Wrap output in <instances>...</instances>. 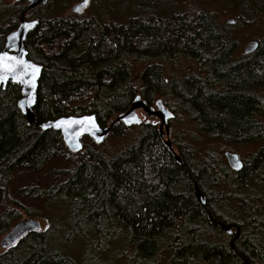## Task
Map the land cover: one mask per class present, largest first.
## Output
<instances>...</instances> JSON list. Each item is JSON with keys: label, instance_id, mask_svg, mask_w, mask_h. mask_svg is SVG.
I'll list each match as a JSON object with an SVG mask.
<instances>
[{"label": "trees", "instance_id": "obj_1", "mask_svg": "<svg viewBox=\"0 0 264 264\" xmlns=\"http://www.w3.org/2000/svg\"><path fill=\"white\" fill-rule=\"evenodd\" d=\"M79 1L29 10L17 0L0 11V53L23 14L39 22L25 42L28 60L43 68L36 123L95 115L107 127L141 96L153 108L162 100L172 120L187 115L199 130L182 134L185 147L172 141L181 163L158 124L145 122L117 154L93 142L73 154L59 132L28 126L19 86L1 89L0 235L25 217L50 223L1 254L0 264H264V0H215L234 6L233 24L194 0H91L84 14L65 13ZM236 30L259 43L254 53L237 54ZM128 132L115 125L112 137ZM217 144L259 151L237 173L209 152ZM67 157L76 163L48 171ZM21 170L56 177L26 188L40 209L8 199ZM220 221L241 228L235 250ZM72 238L87 245L81 263L68 255Z\"/></svg>", "mask_w": 264, "mask_h": 264}, {"label": "water", "instance_id": "obj_2", "mask_svg": "<svg viewBox=\"0 0 264 264\" xmlns=\"http://www.w3.org/2000/svg\"><path fill=\"white\" fill-rule=\"evenodd\" d=\"M48 0H27L29 10H34L39 6L46 5ZM91 0H81V3L72 8V14L80 15L85 12ZM25 14L22 15L20 25L17 30L11 33L7 39L3 51L0 53V89H6L9 84L17 85L21 88L22 98L18 101L17 107L27 120L28 126H36L39 130L46 132L54 130L62 135L63 142L67 149L77 154L83 150V139H90L96 145H102L115 125H123L125 127H134L141 124V120L137 115V111L141 110L148 118H156L160 122L159 134L161 139H165V145L170 152L174 154L178 162H181L180 156L175 154L173 144L171 142V129L169 122L173 114L168 110L162 101L156 103V108L153 109L137 97L132 103L130 109L121 114L110 127H103L98 123L95 115L83 117H67L56 121H50L42 124L36 123L34 107L37 101V92L39 81L42 75V67L28 60V53L25 49V42L28 35L33 32L39 25L38 21L27 22L24 19ZM234 23V21H229ZM259 44L257 42L249 43L244 53L249 55L254 53ZM57 125H60L57 127ZM227 162L230 168L235 172H240L243 169V162L238 155L226 154ZM239 167H236V164ZM195 198L196 201L206 208V197L195 184ZM227 232H232L236 229V235L233 238L231 248L235 250V243L241 238V229L239 227L231 226L226 228L220 224ZM41 223L33 218H28L20 221L15 225L2 239L0 247L2 249H10L19 244L29 233L41 231ZM233 234V233H232ZM245 264H252L245 262Z\"/></svg>", "mask_w": 264, "mask_h": 264}, {"label": "rangeland", "instance_id": "obj_3", "mask_svg": "<svg viewBox=\"0 0 264 264\" xmlns=\"http://www.w3.org/2000/svg\"><path fill=\"white\" fill-rule=\"evenodd\" d=\"M10 3H12V0H0V11L4 10V8ZM194 3L198 5L199 4L203 5L211 11L221 12L222 15L219 14V19H218V22L220 24H225L226 22H228V20H234V15L232 14L234 10V6L230 5L229 3H217L215 0H194ZM73 5L71 4L65 13L70 14L71 13L70 9L72 8ZM258 33H260V31ZM234 37H236V44L238 47L237 54L238 55L244 54L245 47L253 41V38L250 35V32L249 31L247 32L244 30H236V32H234ZM186 67L187 65L181 67L179 70H183ZM169 103L172 104L171 101H169ZM138 116L143 122L158 124V127L160 126V122L157 119H148L145 116L143 111H138ZM183 116L184 118H182V115L179 114V116H176V118L174 120H171L169 124H170V129H171V136H170L171 142L174 140L177 144H182L183 147H185L184 144L186 140L184 137H182V134L184 135V133L186 132L187 134L195 135L199 129L196 125L190 123V118L187 115H183ZM260 118H261V121L264 123V110L262 111ZM140 133L141 131L139 129V126H135V127L130 128V132H128L125 135L126 137L122 139L121 141L118 139H115L114 137H112V135H110L109 137H107V139L104 142L106 143L105 149H107V151H109L110 153L117 154L121 152L123 149H125L132 142H134L140 136ZM92 142L93 141L90 139H87V138L83 139L84 145H89ZM207 148L208 147H206V145H202L200 147V151L205 150ZM208 150L210 153L212 152L214 153L215 156L220 158V162L222 164L224 163L228 165V162L225 157L226 153L232 152L238 155L245 162L246 160L248 161L250 157H252L254 154H256L259 151V147L257 145H252L249 147H232V148L224 147L223 148V146L217 144V145H214L208 148ZM176 151L178 152L177 148H176ZM200 154H203V153H200ZM75 161H76L75 158H70V159L68 157L61 158L57 160V162H54L53 164H51L50 167L48 168V171L49 172H59L60 170L69 167L71 164L76 163ZM56 176H60V175H56ZM55 179H56L55 176H54V179L46 178L43 174L37 175L36 173L28 171V170H21L17 173L14 179V183L11 184L10 186V193H9L8 199L10 200V202L11 200L18 201L25 208L40 209L42 206V203H37L35 199L30 200V198L24 197L25 195H28L27 189L32 188L33 186L36 188L47 187L49 185H52ZM235 207L237 208V206ZM2 212L3 211H1L0 209V214H2ZM32 218L38 220L41 223L42 225L41 231H44L48 228L47 226L49 225L50 222L48 219L44 220V215L34 216ZM24 219H28V218L25 217ZM5 235L6 234L0 235V243H1V240L5 237ZM86 250H87V245L85 241L82 239H74V238H72V240L70 241V246L67 249L68 255L72 257V259L75 260V262L77 263L82 262V259L85 256ZM4 252L5 250L0 247V255L3 254ZM111 261H113L115 264H124L119 258H117V260L115 261L112 259Z\"/></svg>", "mask_w": 264, "mask_h": 264}, {"label": "bare ground", "instance_id": "obj_4", "mask_svg": "<svg viewBox=\"0 0 264 264\" xmlns=\"http://www.w3.org/2000/svg\"><path fill=\"white\" fill-rule=\"evenodd\" d=\"M12 1H17V0H12ZM48 3V2H47ZM79 3H81V0H80V2H78L77 4H79ZM77 4H75V5H77ZM91 4V3H90ZM75 5H73L72 6V8L75 6ZM90 6V5H89ZM72 8L70 9V11L72 12ZM89 8V7H88ZM86 12V11H85ZM82 14H84V12L82 13ZM82 14H80V15H82ZM74 15H76V14H74ZM27 22H32V21H27ZM28 38V37H27ZM27 40V39H26ZM252 42H257V41H252ZM258 43V42H257ZM259 44V43H258ZM39 66V65H38ZM41 67V66H40ZM42 70H43V68H42ZM9 85H12V84H9ZM2 89V88H1ZM0 89V90H1ZM21 89V88H20ZM4 90V89H3ZM6 90V89H5ZM22 94V93H21ZM137 97H140L141 98V96H137ZM136 97V98H137ZM135 98V99H136ZM142 99V98H141ZM143 100V99H142ZM143 101H145V100H143ZM158 101H162V100H158ZM158 101H156L155 102V104H154V107L156 108V103L158 102ZM146 102V101H145ZM163 102V101H162ZM147 103V102H146ZM148 104V103H147ZM163 104H164V106L166 107V105H165V103L163 102ZM148 106H150V105H148ZM151 108H153L152 106H150ZM155 108H153V109H155ZM167 108V107H166ZM168 109V108H167ZM169 110V109H168ZM139 111V110H138ZM138 111H137V115H138ZM172 112V111H171ZM172 114H173V117H174V113L172 112ZM139 117V116H138ZM173 117H172V119H173ZM140 118V117H139ZM171 119V120H172ZM141 120V119H140ZM170 120V121H171ZM113 123V122H112ZM170 123V122H169ZM141 124H142V120H141ZM140 124V125H141ZM111 125V124H110ZM110 125L109 126H107V127H110ZM139 125V126H140ZM170 125V124H169ZM35 126V125H34ZM115 127V126H114ZM113 127V128H114ZM135 127V126H134ZM128 128H131V127H128ZM112 133H113V129H112V131H111V133H110V135H112ZM109 137V136H108ZM107 139V138H106ZM163 141H164V143H165V139H163ZM105 142V141H104ZM95 144V143H94ZM96 145V144H95ZM96 146H100V145H96ZM102 146V145H101ZM84 147H85V145L83 144V149H84ZM67 148V147H66ZM187 152H188V150H187ZM229 153V152H228ZM228 153H226V154H228ZM78 154V153H77ZM226 154H225V157H226ZM230 154H234V153H232V152H230ZM236 155V154H235ZM179 156V155H178ZM176 158V157H175ZM181 158V157H180ZM240 158V157H239ZM227 160V159H226ZM241 160V159H240ZM181 162H182V159H181ZM180 162V163H181ZM243 165H245V163H243ZM228 166H229V164H228ZM244 167V166H243ZM229 168H230V166H229ZM231 169V168H230ZM232 170V169H231ZM233 171V170H232ZM235 172V171H234ZM238 173V172H237ZM199 187V186H198ZM195 190V189H194ZM201 190V189H200ZM203 193V192H202ZM204 194V193H203ZM206 197V196H205ZM220 224H222V225H224L226 228H228V227H231V226H228V225H226L225 223H223L222 221H220L219 223H218V225L220 226ZM232 226H235V225H232ZM236 227V226H235ZM222 228V227H221ZM240 228V227H239ZM241 229V228H240ZM42 230V229H41ZM222 230L228 235V234H234V228L232 229V232H227V231H225L223 228H222ZM38 232H41V231H38ZM30 234V233H29ZM236 235V234H235ZM241 236H242V232H241ZM241 239V238H240ZM2 241V240H1ZM233 241V240H232ZM240 241V240H239ZM237 243V242H236ZM235 243V244H236ZM1 244V243H0ZM231 244H232V242H231ZM15 247V246H14ZM13 248V247H12ZM11 249V248H10ZM5 251L6 250H8V249H4ZM233 250V249H232ZM247 262H249V261H247ZM251 263V262H250ZM253 264V263H252Z\"/></svg>", "mask_w": 264, "mask_h": 264}, {"label": "flooded vegetation", "instance_id": "obj_5", "mask_svg": "<svg viewBox=\"0 0 264 264\" xmlns=\"http://www.w3.org/2000/svg\"><path fill=\"white\" fill-rule=\"evenodd\" d=\"M79 2H80V1H79ZM71 14H72V13H71ZM154 108H155V107H154ZM139 111H141V110H139ZM144 114H145V113H144ZM145 116H146V115H145ZM147 118H148V117H147ZM148 119H156V118H148ZM142 123H144V122L142 121ZM145 123H147V122H145ZM240 159H241V158H240ZM241 161H242L243 163H245L244 160L241 159ZM235 226H237V225H235ZM219 227H220V226H219ZM237 227H239V226H237ZM235 234H236V229L234 228V234H228V235L234 238Z\"/></svg>", "mask_w": 264, "mask_h": 264}, {"label": "snow or ice", "instance_id": "obj_6", "mask_svg": "<svg viewBox=\"0 0 264 264\" xmlns=\"http://www.w3.org/2000/svg\"><path fill=\"white\" fill-rule=\"evenodd\" d=\"M60 125H57V127H59ZM236 167H239L240 165L237 163L236 165H235Z\"/></svg>", "mask_w": 264, "mask_h": 264}]
</instances>
